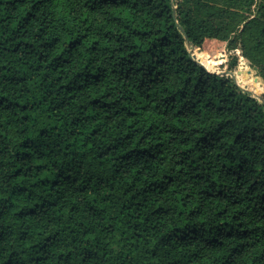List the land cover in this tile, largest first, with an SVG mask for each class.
Wrapping results in <instances>:
<instances>
[{"label": "trees", "instance_id": "1", "mask_svg": "<svg viewBox=\"0 0 264 264\" xmlns=\"http://www.w3.org/2000/svg\"><path fill=\"white\" fill-rule=\"evenodd\" d=\"M0 264H264V0H0Z\"/></svg>", "mask_w": 264, "mask_h": 264}]
</instances>
